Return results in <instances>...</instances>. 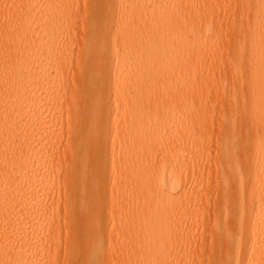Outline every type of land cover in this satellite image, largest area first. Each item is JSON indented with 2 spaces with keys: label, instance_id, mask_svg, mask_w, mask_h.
Returning <instances> with one entry per match:
<instances>
[{
  "label": "bare ground",
  "instance_id": "6f19581e",
  "mask_svg": "<svg viewBox=\"0 0 264 264\" xmlns=\"http://www.w3.org/2000/svg\"><path fill=\"white\" fill-rule=\"evenodd\" d=\"M9 1L0 0V264H51L54 241L35 249L28 237L58 235L60 224L13 214L69 192L85 240L65 249L68 258L101 264L104 228L102 236H138L147 264H264V0H88L75 64L52 41L76 38V9L66 0ZM214 40L224 52L204 82ZM66 70L78 79L70 132L62 121L35 129L34 116L60 105ZM226 74L240 85L226 93L220 81L217 110L209 94ZM60 141L69 147L63 160L50 149ZM109 149L121 158L117 169L103 159ZM53 162L75 177L48 187Z\"/></svg>",
  "mask_w": 264,
  "mask_h": 264
},
{
  "label": "rangeland",
  "instance_id": "374dc122",
  "mask_svg": "<svg viewBox=\"0 0 264 264\" xmlns=\"http://www.w3.org/2000/svg\"><path fill=\"white\" fill-rule=\"evenodd\" d=\"M4 1L7 2V6L9 7L10 1L9 0H4ZM87 2L88 0H66L65 4L68 7H71L77 10V13L76 11H74L75 16L73 18L72 23L74 26L73 30L78 31V33H76L77 34L76 38H74L73 40H66L67 43L63 42L64 40H61V39L52 41V43H56V47H59V50L63 52H68L71 55V58L74 64L76 63L77 57L81 49V38L82 37H81L80 27L82 26V23L84 22V20L86 18L88 19L91 16V10L89 11L85 8V5ZM172 3L176 4L177 1L173 0ZM25 4H18V5L15 4L13 5L14 8L13 6L12 8L16 12L20 9L25 11L27 9ZM152 5H153V2L150 1L148 3V7L150 8ZM126 18L128 19V22H127L128 26L130 25L132 28H134L137 25V23L134 21L135 19L131 18V16H127ZM227 20H228L227 16L225 17L222 16L216 19V23L221 24L223 21L225 22ZM226 34H227V30L225 33V28H224L221 31V35L225 37ZM241 39H242V36H240V40ZM238 40H239V37L237 38V41ZM62 42L63 44L68 45L69 47L68 48L63 47ZM113 42H114V39L112 37L109 45L114 46ZM29 47H30V44L25 43L22 48L24 49L27 48L28 50ZM214 47H215V40L212 42V44L209 47L206 48L205 50L206 55L212 49H215ZM215 51L216 52L214 55H207L208 57H207V61L205 62V64L209 63V66H208L209 69L206 72V77H205L204 82H209L212 76L215 74V70L218 65V60H219V57L224 52V47L218 46L215 49ZM236 59L238 60L239 58L236 55H234L233 61ZM240 60L245 61L246 59L242 58ZM202 64H203V67H205L204 61H201L198 64V67H200ZM77 81L78 79H77V76H75L74 72L70 73L68 70L65 71V76L60 86L61 90L58 93L60 96L59 99L62 100L60 102V105L57 106V110L55 111L48 110V111L43 112V114H41L40 116H34V118L30 120V123L35 129L36 128L39 129L38 127H41L43 128V130H48L57 122L62 121L63 130H64L65 135L70 132L74 119L71 118L72 115H71V112L69 111L68 106L71 103L76 101ZM220 81H225V84L223 87L226 93L229 92L233 88L239 87L240 85V82L238 81L237 78L234 77L233 74H226L224 76H220L217 78V81H216L218 83L217 91L209 94L211 95L213 107L214 105H216L214 109H217V110L220 108V104L223 102L222 93L220 92V88H219ZM50 91H52L51 94L53 95L56 94L55 91L53 90H50ZM44 95L48 97L49 93L46 92ZM112 103L113 102L111 101L110 104L112 105ZM110 128L111 126L109 127V129ZM37 145L38 144L36 143L29 142L26 145V147L30 148L31 151H34L37 148ZM50 149H52V151L55 152V155H57L59 159L63 160V158H67V156H69L68 155L69 147H68V144L64 143V141H60L58 144H55L54 147H51ZM56 151H58V153H56ZM111 151L112 150L109 149L106 155L103 156V159L104 160L110 159V163L108 167L110 168L112 166H115V168L117 169V165L120 163L121 158L118 155V151H116L115 156L113 158L112 155L110 154ZM52 164H53L52 166L53 174L51 176V179L48 182V187L51 186L53 183L56 185L60 184L63 186V184H65L70 179L75 177V172L71 170V167L58 168L57 163L53 162ZM38 182H39L38 180H33L30 182L29 185L31 188H35L34 185ZM38 193L39 191H36V194ZM74 201H75V194L73 192H69L67 195L62 194L60 199H56L54 203L46 206L43 210L42 208L35 209L32 211H22L21 209H18L17 213L14 212L13 214V216L17 218V222H25L32 216L36 217L38 213H41V214L45 213L46 220L47 222L51 224L52 227L56 223L60 224L61 231L59 232L58 235H48V234L43 235V234L37 233V234H29V237H28V242L30 246L35 249L40 248V247H45L48 244H50V242L54 241L53 242L54 250H53V254L51 255V258H52L51 264H86V260L84 258L80 261H77L74 258H68V256H66L64 253L66 248L74 249L77 246H79L82 243V241L85 240L84 235L76 233L75 228L73 226V223H75V221L73 220V216L70 215L69 207L72 205ZM107 211L108 209L105 212H103V215H105L104 213H107ZM103 231H104V228H102L99 231L98 238L100 237L99 239L103 240L105 244L104 252H107V254H105L103 251L99 253L98 261H100V259L101 261L103 260L102 262H100L101 264H118L119 259L124 261V264H129L128 260H131V259H134V261H137L142 264H145V263L147 264V262L145 261V258H146V255L148 254L149 246L144 245V244H139L138 236L128 237L127 235H124L122 238L118 239L117 237H115V235L113 234L111 235V233L110 234L107 233L104 236H102ZM15 237L16 236L11 237L10 235L6 239L10 243L9 246L12 247L16 244ZM2 243H3V239H0V247L2 246ZM114 248H117L118 251H114L113 250ZM124 248H129L128 253H125ZM189 263L190 264H206L207 260H204L199 263L195 259L190 258ZM242 264H247V263L246 261H244Z\"/></svg>",
  "mask_w": 264,
  "mask_h": 264
}]
</instances>
